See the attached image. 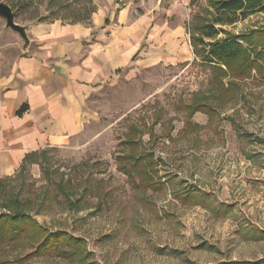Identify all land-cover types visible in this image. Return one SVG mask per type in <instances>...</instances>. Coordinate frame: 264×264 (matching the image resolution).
<instances>
[{
    "label": "rangeland",
    "instance_id": "1",
    "mask_svg": "<svg viewBox=\"0 0 264 264\" xmlns=\"http://www.w3.org/2000/svg\"><path fill=\"white\" fill-rule=\"evenodd\" d=\"M218 1L170 4L173 12L161 18L168 29L182 20L187 60L173 59L178 46L170 38L152 46L164 50L165 62L109 79L88 100L84 130L70 146L41 150L0 177V264L264 261V59L250 69L243 59L204 60L211 44L231 36L250 37L260 51L264 13L216 25ZM0 3L25 29L86 23L111 5ZM212 24L220 33L207 39ZM12 34L0 17V48ZM191 36L203 45L193 46ZM13 202L17 214L7 209Z\"/></svg>",
    "mask_w": 264,
    "mask_h": 264
},
{
    "label": "crops",
    "instance_id": "2",
    "mask_svg": "<svg viewBox=\"0 0 264 264\" xmlns=\"http://www.w3.org/2000/svg\"><path fill=\"white\" fill-rule=\"evenodd\" d=\"M109 4L86 23L32 25L26 40L14 32L12 43L0 48V177L16 173L31 154L70 146L84 130L90 97L134 65L165 62L164 50H153L167 38L178 46L173 59L187 60L182 20L168 29L161 18L173 12L170 4ZM162 24L169 31L163 35ZM155 45L159 48L152 49Z\"/></svg>",
    "mask_w": 264,
    "mask_h": 264
},
{
    "label": "trees",
    "instance_id": "3",
    "mask_svg": "<svg viewBox=\"0 0 264 264\" xmlns=\"http://www.w3.org/2000/svg\"><path fill=\"white\" fill-rule=\"evenodd\" d=\"M214 6L217 13L220 14L215 20L216 25L233 24L239 18L247 19L255 13H264V0H219L218 2H215ZM205 30V37L207 39H216L220 33V30H218L214 24L206 25ZM191 38L193 46L197 47L199 42L203 45L201 40L196 38L193 39L192 36ZM249 41L250 37L246 36H231L223 41H217L210 45L209 52L204 56V60L208 63H218L224 65L243 59L246 61V69H250L251 65L260 63L264 59V46L260 51H255L253 46L248 44ZM34 155L35 153L27 156L24 161ZM69 205L72 206L73 204L70 203ZM17 206L18 205L13 202L7 206V209H9L10 212L15 211V214H17ZM4 208L6 209V207ZM12 219L16 220L14 218ZM60 252V255H64V257H78L71 253L70 250L63 251L61 249ZM231 264L248 263L233 262ZM259 264H264V261Z\"/></svg>",
    "mask_w": 264,
    "mask_h": 264
},
{
    "label": "water",
    "instance_id": "4",
    "mask_svg": "<svg viewBox=\"0 0 264 264\" xmlns=\"http://www.w3.org/2000/svg\"><path fill=\"white\" fill-rule=\"evenodd\" d=\"M0 17L5 19L6 26L13 32L19 34L24 40L27 39L26 29L15 22V14L11 7L5 3H0Z\"/></svg>",
    "mask_w": 264,
    "mask_h": 264
},
{
    "label": "built area",
    "instance_id": "5",
    "mask_svg": "<svg viewBox=\"0 0 264 264\" xmlns=\"http://www.w3.org/2000/svg\"><path fill=\"white\" fill-rule=\"evenodd\" d=\"M162 1H165V2H167L168 4H180V5H182V6H185V7H187L191 2H192V0H161V2Z\"/></svg>",
    "mask_w": 264,
    "mask_h": 264
}]
</instances>
